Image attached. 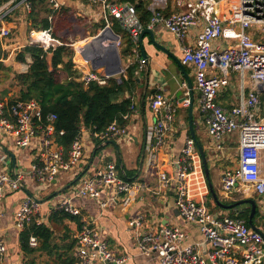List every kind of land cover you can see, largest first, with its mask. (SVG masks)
Segmentation results:
<instances>
[{
    "label": "built area",
    "instance_id": "2783aa9c",
    "mask_svg": "<svg viewBox=\"0 0 264 264\" xmlns=\"http://www.w3.org/2000/svg\"><path fill=\"white\" fill-rule=\"evenodd\" d=\"M32 1L8 0L0 6V46L4 52L12 46H16L13 53L22 49L19 44L10 43L16 20L8 19L13 18L19 9L23 14H30ZM48 1L52 10L61 6L58 0ZM168 1L151 0L149 9L154 17L148 26L141 21L134 4L111 0H94V3L100 4L107 28L113 29L114 19L119 22L121 31H114L119 37L116 41L118 51L121 50L122 54L127 46L126 39L133 44L132 54L128 56L134 55L137 61L135 75L146 70L147 60L140 55L139 45L140 35L145 29L162 23L177 37L183 49V64L192 65L195 70V85L201 94V110L209 138L221 149L226 139L238 136V167L224 173L222 178L225 198L234 193L239 184H245L260 196L264 210V0H174L180 11L162 17L158 11ZM202 22L203 29L192 43H188L190 30ZM29 37L28 45L38 46L48 54L62 46L52 39L50 30H32ZM75 50L73 69L78 73L75 80L85 87L91 83L106 86L113 77L104 69L93 70L78 48ZM5 56L0 61H4ZM132 64L123 67L120 76H126ZM233 74L239 78L240 98L235 106L224 109L217 100L222 90L230 85ZM248 83L253 84L249 92ZM190 104L188 99L183 105L187 107ZM151 107L155 117L153 132L156 145L161 146L173 130L177 104L168 103L163 94H159ZM135 111L132 104L130 114L124 115L123 119L129 121ZM56 121V114L44 113L34 99L0 98V137L14 149L29 151L32 159L29 169L17 165L14 177L12 159L0 149V202L8 192H22L21 185L30 191L28 186L33 182L39 186L30 192L42 200L54 182H59L60 173H70L68 184L71 187L57 196L46 214L42 207L50 202L37 203L25 193L15 214L16 228L23 232L33 220L41 225L47 223L52 213L65 212L79 219L73 235L74 264H126L129 257L112 250L95 219L84 215L77 203L81 200L97 201L103 212L125 198L124 205H127L134 191L145 189L143 184L123 178L115 162L95 169L90 167L83 174L91 160L87 156L86 138L94 143L96 140L104 143L132 139V136L126 126L117 121L103 132L82 128L70 150L65 152L56 139ZM63 134V131L59 133L60 136ZM196 144L194 138L187 137L176 174H160L159 180L165 187H175L176 208L180 216L187 223L199 226L208 251L204 253L200 243L186 245L187 234L178 226L145 231L144 217L139 215L128 221L135 234L139 254L157 259V264H264V238L260 233L248 227L242 219L210 212L207 203L198 200L193 189L198 157ZM29 246L38 248V238L31 236ZM7 253V244L0 234V264H6Z\"/></svg>",
    "mask_w": 264,
    "mask_h": 264
},
{
    "label": "crops",
    "instance_id": "0c3cea01",
    "mask_svg": "<svg viewBox=\"0 0 264 264\" xmlns=\"http://www.w3.org/2000/svg\"><path fill=\"white\" fill-rule=\"evenodd\" d=\"M58 1L61 6L74 10L79 17H87L90 21H97L103 15L100 4L94 3V0ZM112 1L118 2V0ZM96 5L98 7H96ZM178 11H180V9L176 6L175 1L169 0L166 6L159 9L158 13L162 17H167ZM203 26L204 22L199 24L198 27L190 30L188 43H192L194 41L203 29ZM150 30L153 31L155 41L169 51L175 53L182 62L183 49L177 37L173 33L169 32L162 23L155 24V26ZM219 43L223 42L220 41ZM143 46L150 60L148 88L146 90L147 80L145 70L141 74L136 75V84L133 87L132 93H126V98H130L136 107L135 113L126 124L127 131L130 136H132V139L129 137L120 141L114 140V142H116L121 149L123 169L119 167L120 172L125 176V179L143 184L145 189L139 192L134 191L129 196V202L127 205H124L125 198L120 200L117 204L110 206L103 212L101 211L97 201H78L77 205L81 207L82 213L95 219L103 237L108 240L115 253L129 257V261L126 264L158 263L157 259L152 260L142 256L137 250L136 237L134 232L129 228L128 221L139 215L144 217L143 227L145 231L158 230L165 226H178L184 229L187 234V239L185 241L186 245L200 243L202 244L203 252L206 253L208 251L209 247L204 244V237L199 226L194 223H187L180 216L179 211L176 208L175 187H165L159 180L160 174L167 173L170 176H174L176 174L177 164L180 159L182 149L185 146V141L187 137H192L189 114L190 106L186 107L183 105L186 100L191 99L186 80L188 77L191 79L194 86L192 126L194 128L197 151L198 146L203 149L208 161V166L215 170L216 175L219 178L216 192L219 197L221 195L224 199L233 200L232 202L248 199L256 201L258 206L257 208L259 210V217L255 226L264 233V210L260 205L261 198L258 194L245 184H239L237 190L234 191V193H232L228 198H225L223 194L222 178L224 173L235 170L238 167V136L234 135L226 139L222 143L221 149H219V147L209 138L203 119V112L201 110V94L197 90L194 81L195 70L193 66L184 65L182 62L184 69V72H182L178 67H176L170 57L163 52H160L154 46L151 37L148 34H146L143 38ZM133 56L134 55L125 57L122 56L123 67L132 63L133 66L137 65V61ZM12 58H14V56L11 55L10 59ZM32 62L31 56L27 55L26 63L19 62L21 65L18 66V69H20L23 73H26ZM113 78L120 79V76ZM180 92H182V95H180ZM159 94H163L168 103L177 104V110L172 124L173 130L168 133L161 146L156 145V138L153 132L155 117L151 107L153 101ZM239 98V78L237 75L233 74L230 85L222 90L219 94L217 102L222 108L230 109L238 103ZM145 122L147 123L150 136L144 165L141 173L138 175L140 158L143 144L145 142ZM0 144L14 154L16 157V166L20 165L19 167L24 166V168H26L27 165H31L32 159L29 151L21 149L20 152H18V149H14L11 145H8L1 137ZM5 144H7V147ZM87 145V156L91 159L96 148V143H94L90 138H86V146ZM107 146H104L102 150L96 154L90 169H95L108 162H115L119 166L120 162L116 149L112 146V149L106 150L105 147ZM9 147H12V149ZM100 154V160H97V156ZM103 154L107 156V158H104ZM19 155L24 156L23 160H21L22 162L20 161ZM11 162L13 164L12 160ZM70 176H72V174L69 173L68 178H70ZM193 180V189L198 196V200L207 203L210 190L203 168L202 157L199 151L195 162ZM24 195L25 192L23 191L8 192L0 202V234L4 238L8 248L6 264H22V262L26 261L25 257L27 254L22 251L20 244V234L22 231H19L16 228L14 222L15 214L21 205V199ZM48 204H45L42 207V212L44 214L52 209V207H48ZM248 207L251 206L249 204H245L236 209L243 212ZM225 213L229 214V211L227 210ZM65 225L69 228L71 232L70 234L73 238L76 229V221L66 220Z\"/></svg>",
    "mask_w": 264,
    "mask_h": 264
},
{
    "label": "trees",
    "instance_id": "16d2710c",
    "mask_svg": "<svg viewBox=\"0 0 264 264\" xmlns=\"http://www.w3.org/2000/svg\"><path fill=\"white\" fill-rule=\"evenodd\" d=\"M8 0H0L2 6ZM112 1V0H111ZM33 9L28 14L27 19L32 21V25L38 30H50L52 39L62 43L51 54L46 53L42 48L34 45H27L23 51L18 55L17 61L26 63V56L32 58L26 73L18 74L17 81L22 87L21 100H36L42 107L44 113H54L57 116L56 131L57 142L68 152L72 143L80 133L82 128L88 129L91 132H103L114 121H117L121 126H126L129 122L123 119L124 115L130 114L132 100L126 98V93H132L133 87L136 84V69L137 66H131L126 71V77L120 76V80L111 78L106 86H100L97 83H91L88 87L81 82L75 80L78 73L73 69L74 51L68 45L70 41L68 37L76 38L78 29H84L87 17H79L77 13L63 6L56 10H52L48 0H33ZM120 3L134 4L141 21L145 26L151 22L154 14L149 9L151 5L150 0H118ZM41 13L46 16L40 19ZM11 21V18L8 19ZM88 26V25H87ZM106 26L103 21L102 29ZM113 30L116 33L121 31L118 21L114 19ZM83 35L87 32H83ZM127 46L122 50V55L128 56L132 54L134 48L130 40L126 41ZM5 56L0 48V59ZM5 69L3 63L0 61V72ZM63 131V135L59 133ZM102 142L96 140V148L101 146ZM102 150V148H101ZM101 150L97 151L100 152ZM122 177L125 176L121 173ZM212 201L211 193L208 195L207 207L210 212L215 213L217 210L226 211L215 204L214 208L209 207ZM230 205L235 202H224ZM226 215L233 219H242L246 222L248 227L251 207H248L243 212L238 209L228 210ZM224 216V215H222ZM259 217V210L253 218V224H257ZM66 220H73L77 223L78 218L72 217L65 212L56 211L48 218V223L38 225L34 220L27 228L20 234V244L22 251L29 255L36 250L47 252L49 255L55 253L59 257L60 264H74L73 250L75 246V239L69 246L58 245L55 243L54 230L52 225H64ZM69 232L66 239L71 238L69 228L64 225ZM31 236L37 237L40 242V247L32 249L29 246V239ZM54 243V244H53ZM62 247V250H58Z\"/></svg>",
    "mask_w": 264,
    "mask_h": 264
},
{
    "label": "water",
    "instance_id": "95a60500",
    "mask_svg": "<svg viewBox=\"0 0 264 264\" xmlns=\"http://www.w3.org/2000/svg\"><path fill=\"white\" fill-rule=\"evenodd\" d=\"M108 33L111 35L110 37L108 35H106ZM146 34H148L151 37L152 43L160 52H163L168 57H170V59L174 62L176 67H178L182 72H184V69H183V65H182L181 60L176 56V54L169 51L168 49H166L165 47H163L159 43H157L155 41L154 34H153L152 30L145 29L143 31V33L140 35L139 45H140V49H141L142 58L147 60V63H146V80H147L146 90H147L148 83H149L150 60H149L148 54L146 53L144 46H143V38ZM118 38H119L118 35L114 32L113 29L106 27L101 31V33H99L96 37H94L92 39V42H90L88 44L86 43V44L80 46L78 48V52L82 55V57L85 60H87L91 64L93 70L104 69L105 73L107 75H109L110 77L120 76L123 72V60H122L121 54L119 53V51L117 50V47H116V41L118 40ZM107 39L111 40V42L109 41L108 43H106L108 41ZM110 43H111V45H110ZM102 47H104V50L106 52L105 56H103L102 53H100V51L102 50L101 49ZM118 80L121 81L119 78H118ZM186 80H187V87L190 91L189 95L191 97V99H190L191 104H190V108H189V114H190V120H191L190 121V129H191L192 137L195 139L194 128L192 126V118H193L192 114H193V109H194V92H193L194 86H193V83H192L190 78L187 77ZM180 95H182V92H180ZM143 103H144V99H143ZM149 136L150 135H149L148 126H147V123L145 122V142L143 144L142 154H141V158H140L138 175L141 173L143 165H144L145 157L147 154ZM106 145L114 146V148L117 151V154L119 157V162H120L118 167L123 169L121 149L119 148V146L116 142H114V141L104 142L101 144V146H99L97 148V151L101 150V148H103ZM0 148L3 150V152H5L6 154H8L11 157V159L13 161L12 173H13V176L16 177V157L9 150L4 148L1 144H0ZM97 151H94L93 156H92L91 160L89 161V164L87 165V167L83 171V174H85L89 170V168L92 166V163L96 157ZM198 151L202 157L204 172H205V175H206V178L208 181L210 193L213 197L215 204L217 206H219L220 208L225 209V210H232V209L238 208L242 205L249 204L251 206V213L249 216V224L254 231L260 233L264 238V233L258 227H256L253 224V218L256 215L257 207H258L256 201H254L252 199H248V200H239V201H237L233 204H230V205L224 204L222 202V200L220 199V197L218 196V193L216 192V190L214 189V187L212 186V183L210 181V167L208 166V161H207L206 155L200 146H198ZM54 183L56 184V181ZM70 187H71V184L65 185V186L59 188L58 190H56L54 193H52L51 195H49L45 199L40 200L32 192H30L28 189H26L24 186L21 185V189L28 196H30L35 202L41 203V204L49 202L54 197H57L60 194L67 191Z\"/></svg>",
    "mask_w": 264,
    "mask_h": 264
},
{
    "label": "rangeland",
    "instance_id": "374dc122",
    "mask_svg": "<svg viewBox=\"0 0 264 264\" xmlns=\"http://www.w3.org/2000/svg\"><path fill=\"white\" fill-rule=\"evenodd\" d=\"M96 7H98V6L96 5ZM27 16L28 15L23 14L22 10L19 9L18 11H16L13 18H11V20L12 19L16 20L15 21L16 24H15V28L13 29L12 41L10 43L11 44H19L20 47H22V49L16 50L13 53V49L16 46H12V47H9L6 52H4L0 46L1 50L6 55L5 61H1L4 65L5 69L1 70V72H0V98H14V99H20L21 98L22 87L18 84L17 75L22 74L23 72L20 71V69H18V66L21 64H19V62L17 61V58H18V55L23 51V49L30 42L29 32L32 30H38L37 27L35 28L32 25V21L27 19ZM45 16H46V14L41 13L40 19L44 18ZM103 21H104L103 15L97 21H94V20L90 21L88 19V22H86L85 28L77 30L76 38H71L72 36L68 37V40L70 41V43L68 45L71 47V49H73L74 57L76 55L75 48H78V47H80L86 43L88 44V43L92 42V39L94 37H96L99 33H101V31L103 30L101 28ZM105 28H106V26H105ZM83 32H87V34L83 35L82 34ZM125 41H127V39ZM119 52L121 54V50H119ZM11 54H12V56H14V58H12V59H10ZM74 57H73V60H74ZM233 78H234V76H233ZM252 87H253V84L248 83L247 92H249ZM9 148L12 149V147H9ZM105 148H106V150H110V149H112V145H108ZM20 150L21 149H18V152H20ZM19 156H20V161L23 160L24 156H21V155H19ZM100 156H101V154L97 156V160H100ZM24 164H25V161H24ZM0 167H2V165H0ZM26 168L29 169L30 166L27 165ZM210 181L212 183V186L216 190L218 187L219 178L217 177L215 170L212 168H210ZM68 183H69L68 174L60 173L59 174V182L50 187V190L44 194V199L46 197H48L49 195H51L52 193H54L58 188L63 187L65 185H67ZM38 186H39L38 183L33 182L28 187L30 188V191H31V190H36V188ZM56 199H57V197H54L53 199H51L49 201L50 204H48V207H52V203L54 201H56ZM220 199L224 202L233 201L230 199H224L223 197H221V195H220ZM209 207L214 208L215 204L212 201H210ZM215 214H222L224 216L228 215V213H225V211H220V210H217L215 212ZM64 225H53V224L51 225L50 224V227L52 230H54L55 243L58 245L69 246V245H71L73 238H72V236L69 239L65 238L67 233H69V232L66 230ZM58 250H62V247H60V249H58ZM57 254H59V253H55L54 255H49L45 251L36 250L32 254H29L28 256L26 255V257H25L26 261L22 262V264H60L59 263L60 262L59 257L57 256ZM12 264H14V263H12Z\"/></svg>",
    "mask_w": 264,
    "mask_h": 264
},
{
    "label": "bare ground",
    "instance_id": "6f19581e",
    "mask_svg": "<svg viewBox=\"0 0 264 264\" xmlns=\"http://www.w3.org/2000/svg\"><path fill=\"white\" fill-rule=\"evenodd\" d=\"M106 35H108L109 37L111 36L109 33L108 34H106ZM35 36H36V34H35ZM108 41L106 42V43H108L109 41L111 42V40H109V39H107ZM110 45H111V43H110ZM106 46V45H105ZM79 48V47H78ZM102 50L100 51V53H102V55L103 56H105L106 55V52H105V50H104V47H102L101 48ZM105 53V54H104Z\"/></svg>",
    "mask_w": 264,
    "mask_h": 264
}]
</instances>
